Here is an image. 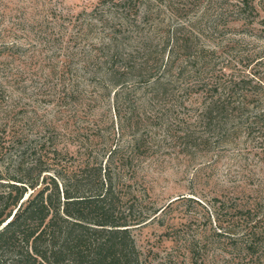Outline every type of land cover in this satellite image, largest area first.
Masks as SVG:
<instances>
[{
  "label": "rangeland",
  "instance_id": "1",
  "mask_svg": "<svg viewBox=\"0 0 264 264\" xmlns=\"http://www.w3.org/2000/svg\"><path fill=\"white\" fill-rule=\"evenodd\" d=\"M236 3L0 0V42L24 47L1 58L16 81L3 83L0 169L25 146L24 163L41 157L43 175L55 177L83 165L85 147L103 160L118 150L128 156L118 186L143 221L131 229L142 264H264V252L250 257L235 238L241 209L264 214V138L180 137L185 125L203 131L201 102L230 81L250 79L241 85L249 111L264 108L263 13ZM147 78L174 82L152 96ZM140 134L145 146L134 152Z\"/></svg>",
  "mask_w": 264,
  "mask_h": 264
},
{
  "label": "trees",
  "instance_id": "2",
  "mask_svg": "<svg viewBox=\"0 0 264 264\" xmlns=\"http://www.w3.org/2000/svg\"><path fill=\"white\" fill-rule=\"evenodd\" d=\"M236 2L250 14L258 4L263 13L259 23L264 28V0ZM23 48L15 42H0V104L7 97L3 83H10L14 77L12 68L7 69L8 62L1 58L4 54L11 57L14 50L15 54H22ZM140 65L151 64L146 58ZM172 79L147 78L143 82L145 87L149 84L153 96L166 93L172 87ZM249 80L230 81L223 93L209 90L211 99L201 102L197 119L203 131L195 132L185 125L180 136L183 142L196 143L204 136L210 137L206 132H215L223 138L233 137L236 132L247 140L255 136L264 138V108L255 113L249 111L252 103L245 100L247 95L241 87ZM224 92L226 98L220 97L218 93ZM0 114L7 116L8 111L0 107ZM229 122L231 126L227 128ZM6 127L0 123V134L6 132ZM145 141L142 134L134 136L130 149L137 152ZM117 151L110 150L103 160L98 149L85 147L84 164L68 168L65 175L57 173L56 177L43 175L46 170L40 165L41 157H35L28 165L24 163L29 146L12 155L4 163V171L0 169V264H142L131 229L143 221L133 217L137 202L126 197L118 186L115 169L123 166L128 156L118 158ZM247 207L239 210L246 223L242 234L235 238H242L240 244L246 253L260 260L258 252H264V214L258 217V210ZM250 211L254 217L249 215ZM253 219L255 222L251 224ZM221 228L218 224V229Z\"/></svg>",
  "mask_w": 264,
  "mask_h": 264
}]
</instances>
